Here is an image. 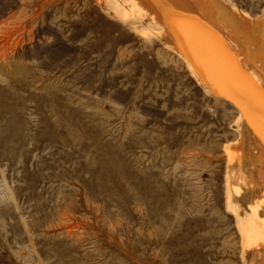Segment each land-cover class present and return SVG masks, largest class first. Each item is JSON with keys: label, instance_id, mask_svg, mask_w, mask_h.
I'll list each match as a JSON object with an SVG mask.
<instances>
[{"label": "rangeland", "instance_id": "obj_1", "mask_svg": "<svg viewBox=\"0 0 264 264\" xmlns=\"http://www.w3.org/2000/svg\"><path fill=\"white\" fill-rule=\"evenodd\" d=\"M127 23L97 0H0V264H244L225 205L239 108ZM58 210L74 240L46 231Z\"/></svg>", "mask_w": 264, "mask_h": 264}, {"label": "bare ground", "instance_id": "obj_2", "mask_svg": "<svg viewBox=\"0 0 264 264\" xmlns=\"http://www.w3.org/2000/svg\"><path fill=\"white\" fill-rule=\"evenodd\" d=\"M97 3L105 14L125 24L130 21L138 35L157 39L182 57L199 84L227 95L239 108L240 116L235 123L238 140L224 147L228 154L225 205L241 233L244 264H264V12L255 17L229 0H97ZM246 132L253 137L255 155L246 153ZM1 176L2 199L17 205L12 185L6 175ZM258 189L261 190L256 195ZM73 212L58 210L55 220L47 227L44 225L49 235L65 234L74 240L78 221ZM24 230L29 248L36 251L35 232L32 236L28 228ZM49 260L41 254L36 258L41 264Z\"/></svg>", "mask_w": 264, "mask_h": 264}]
</instances>
